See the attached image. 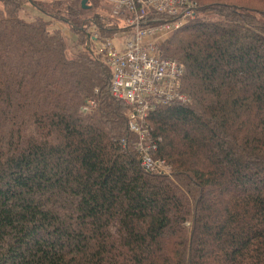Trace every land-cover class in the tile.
I'll use <instances>...</instances> for the list:
<instances>
[{
  "label": "trees",
  "instance_id": "1",
  "mask_svg": "<svg viewBox=\"0 0 264 264\" xmlns=\"http://www.w3.org/2000/svg\"><path fill=\"white\" fill-rule=\"evenodd\" d=\"M197 4L160 46L189 103L144 122L166 176L76 12L0 0V264H264V0Z\"/></svg>",
  "mask_w": 264,
  "mask_h": 264
},
{
  "label": "built area",
  "instance_id": "2",
  "mask_svg": "<svg viewBox=\"0 0 264 264\" xmlns=\"http://www.w3.org/2000/svg\"><path fill=\"white\" fill-rule=\"evenodd\" d=\"M90 1L106 6V15L115 22L106 25L105 30L110 32L111 27L116 28L110 36L98 37L99 29L89 35L94 49L88 48L111 71V96L130 108L128 130L136 137L134 150L140 166L146 172L171 176L165 160L152 157L156 146L144 122L157 107L189 103L181 89L184 67L162 57L160 46L193 23L197 0ZM92 107L94 102L88 101L82 110Z\"/></svg>",
  "mask_w": 264,
  "mask_h": 264
},
{
  "label": "rangeland",
  "instance_id": "3",
  "mask_svg": "<svg viewBox=\"0 0 264 264\" xmlns=\"http://www.w3.org/2000/svg\"><path fill=\"white\" fill-rule=\"evenodd\" d=\"M85 8H82L81 6V0H37V2H41V4H43L44 2V8L47 11H50L52 6H54V8L57 9H53L54 11L58 10V8H71L73 9L76 13L75 16H73L72 18H70V23L71 25H66V24H62L61 22H58L56 24L57 28H59L62 31V34L66 37H68V41L69 44H72L73 42L78 40V37H76L74 34V32L72 31L74 26H81V25H87L85 26V30L87 31L88 35H94V31H96L98 28V26H96L95 24H92V21L90 20H94V15L97 13L100 16L103 17V19L106 18V12H107V8L106 6L104 7L101 3H99L98 1H88L85 0ZM53 11V12H54ZM64 12H62V16L64 17ZM60 15V17H62ZM89 20V21H88ZM64 21V20H63ZM89 25H88V24ZM105 23V22H103ZM101 23V24H103ZM104 28H108L106 27V24L103 25ZM72 28V29H70ZM112 32H108L107 35L104 36H110L114 30L116 31L115 27H111ZM100 32V30H99ZM98 32V37H104L101 35V33ZM72 42V43H71ZM114 44H116L114 42ZM86 47H89L91 49H94V44L91 41V39L88 41L87 44H85Z\"/></svg>",
  "mask_w": 264,
  "mask_h": 264
},
{
  "label": "water",
  "instance_id": "4",
  "mask_svg": "<svg viewBox=\"0 0 264 264\" xmlns=\"http://www.w3.org/2000/svg\"><path fill=\"white\" fill-rule=\"evenodd\" d=\"M85 0H81V6H82V8H85Z\"/></svg>",
  "mask_w": 264,
  "mask_h": 264
}]
</instances>
